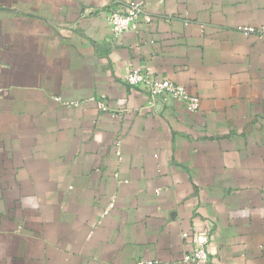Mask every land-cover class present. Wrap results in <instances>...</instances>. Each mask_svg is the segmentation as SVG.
I'll list each match as a JSON object with an SVG mask.
<instances>
[{
    "label": "crops",
    "instance_id": "crops-1",
    "mask_svg": "<svg viewBox=\"0 0 264 264\" xmlns=\"http://www.w3.org/2000/svg\"><path fill=\"white\" fill-rule=\"evenodd\" d=\"M109 2L0 0V264H192L206 232L201 264H264V0H145L115 40Z\"/></svg>",
    "mask_w": 264,
    "mask_h": 264
},
{
    "label": "built area",
    "instance_id": "built-area-1",
    "mask_svg": "<svg viewBox=\"0 0 264 264\" xmlns=\"http://www.w3.org/2000/svg\"><path fill=\"white\" fill-rule=\"evenodd\" d=\"M107 20L110 23V40H115L124 32L130 29H137L143 20L146 23L153 21V16L147 11L145 0H110L106 9ZM243 33L264 35V26H243L240 28ZM125 83L130 87L143 89L152 101L160 98L166 104L180 103L187 111L195 112L201 108V97L191 94L188 89L167 77H158L145 69L131 67L124 77ZM1 98V93H0ZM101 111H109L105 96L97 100ZM115 151L119 159L122 158V140L118 137L114 141ZM115 199H111L108 205L102 210V217L106 216L115 207ZM189 232H184L183 237L188 238ZM211 233L206 232L197 238L195 247L184 253L182 261L201 264L210 259ZM159 260H137V264H158Z\"/></svg>",
    "mask_w": 264,
    "mask_h": 264
}]
</instances>
